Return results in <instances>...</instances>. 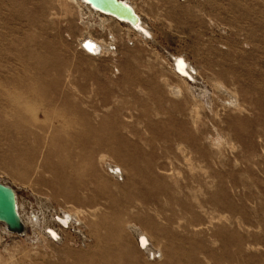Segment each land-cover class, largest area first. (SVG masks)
Returning <instances> with one entry per match:
<instances>
[{
	"label": "rangeland",
	"instance_id": "1",
	"mask_svg": "<svg viewBox=\"0 0 264 264\" xmlns=\"http://www.w3.org/2000/svg\"><path fill=\"white\" fill-rule=\"evenodd\" d=\"M121 1L143 14L145 38L115 20L110 36L85 29L69 0H0V117L18 121L0 125V181L23 215L44 219L40 233L2 234L0 264L95 257L98 245L76 222H57L75 209L93 233L109 231L106 246H118L125 263L264 264V0ZM89 33L108 53L82 51ZM178 56L189 62L186 85ZM35 91L57 110L31 114L33 132L25 106ZM70 104L90 129L101 122L102 152L93 135L88 148H72L78 139L49 131ZM22 129V140L2 134ZM106 246L103 258L114 259Z\"/></svg>",
	"mask_w": 264,
	"mask_h": 264
},
{
	"label": "bare ground",
	"instance_id": "2",
	"mask_svg": "<svg viewBox=\"0 0 264 264\" xmlns=\"http://www.w3.org/2000/svg\"><path fill=\"white\" fill-rule=\"evenodd\" d=\"M69 1H70L71 4L76 5V7L78 8L79 15H80V18H81V23L84 25L85 29H88L89 27L92 28L93 26H97L98 29L102 33L103 32L104 33L107 32V33H109V36H110V35H112V33H111V28L109 27V25H110V23H111L112 20H115L117 23L126 25L127 26V29L129 31H131L133 33H136V35H138L141 38H145L148 34H150L149 31H148L149 30L148 29V26L146 25V23L144 22V20L142 18V15L143 14L141 15L137 11L135 5L132 4V3H130V2H128V1H126L124 3L125 4H128L134 10L135 14L139 18V22L135 26L131 25L130 23H128L126 21L119 20V19H117L116 17H114L112 15H108V14L102 13L101 11H99V10L91 7L88 3H85L83 0H69ZM93 17H94V19H96V21L94 23H92L93 22V20H92ZM86 19H90L89 22H87ZM86 36L87 37H83L82 39L79 40V45H80L81 49H82V42L85 39H90L91 41H93V46H92V49L90 50L91 53H94V54H96V53L98 54V52L101 53V54L108 53V49H109V44L108 43H106L102 39H98V38L96 39V38H94L90 33L88 35H86ZM82 51H83V49H82ZM110 51H112V50H110ZM84 53H87V52L84 51ZM91 53H87V54L90 55V56H94ZM99 55H97V56H99ZM178 59H180V60H178ZM173 63H175V64L177 63L176 66H175V70L178 69L179 73L182 74V75H179L177 73L179 75V76L177 75L178 76V79H180L182 81V83L185 84V85L187 84L186 79H188L189 81L192 82V79L188 75H185V74H188L189 73L188 72V70H189L188 68H190L189 65H188L189 62H187L185 59L181 58V56L180 57L178 56L177 58H175V61H173ZM189 71H191V70H189ZM190 73H192V72H190ZM194 76H195V74H194ZM176 92H178V89H177ZM28 95L30 97H28V100H27V103H26V106H25L27 112L26 111L25 112H26V114L28 113V116L29 117H31V114H34L36 112V110L39 111L41 105H45L44 112H46L47 114H49V113H51V112H53L55 110L54 105L57 104V101L56 100L51 99V98L49 100H46V101H42L40 99L37 100L38 95H37V92L36 91L33 92V93L32 92H29ZM62 104H66V102H63L62 101L61 102V105ZM70 107H71V104H70L69 108L66 111L67 112V115H62V114H60V115L58 114L57 115L56 114L57 116L56 115L54 116L55 120H54L53 125L49 126V131L51 133H53L54 135L56 134V135H60V136H68V135L71 134L73 137H75L76 139H78L76 141H73L72 143H68V145L70 147H72V148L73 147L74 148L75 147H81V148H85L86 147V148H88L89 143L92 142V140H89L88 137L91 136V135H93V136H95V137L98 138L95 141V144H96V147H97L96 150L98 152H102V150L104 149L105 145H104V140L102 139L103 138L104 131H102L100 128H98V126H99V124H101V122L97 121L96 122L97 125H95L96 128L95 129H90L91 128L90 127L91 126V123L89 122V119L90 118H82V117H79L78 118L76 116L71 115L70 114L71 113ZM44 117H46V115ZM44 119L46 120V118H44ZM29 120L32 121L31 124L33 125V128L31 130L33 132H36L38 130V128H39L37 126V124H36L37 123V120L35 119L34 116L31 117ZM7 124H9L10 126H18V121L16 120V117H11V118L10 117L9 118L8 117L7 118L0 117V125H7ZM41 124H42V122H41ZM34 127L36 129H34ZM22 130L23 131L21 133L19 132V130H16L15 131L16 133H13L12 131H10V132H8L6 134L5 131H3L2 134L3 135H7V136L9 134V137L12 136L13 139H15V137L18 136L17 139L22 140V137H20V135H24L25 134L24 133L25 130L24 129H22ZM27 132H29V131H27ZM0 135H1V133H0ZM12 142H13L12 143L13 147H16L17 148V144L18 143L17 142H14V141H12ZM63 147L67 148V143H64L63 144ZM30 158H31V156L27 157V159H30ZM100 160L101 161H104V158H102V156H101V159ZM5 162H8L9 164L14 165L15 168L20 167V164H21L18 160H16L13 157H11L10 159L8 157V160L4 161L3 163H5ZM114 167H113V169H114ZM44 169H46V167H44ZM57 170H59V171H57L58 175H61V178H62V172L60 171L61 169L58 168ZM116 170L117 169L114 170V172H116L115 175H117V172L122 171V170H120V171H116ZM111 171H113V170L111 169ZM122 172H121V175H122ZM17 198H18V195H17ZM70 198H72V197L70 196ZM18 212H19L20 218H21L24 226L26 227V229L28 227H31L32 230L34 231V234H36V233H38L40 231L41 226H42V220H44V219H40V217L36 213H31V214H28V215H23L21 213V210H20L19 202H18ZM58 218H60L62 220V222H63L62 224L60 222L58 223L59 225H61L62 228H70L72 225H74L73 222H76L75 224H76L78 230L80 231V233L84 236V239H86L88 241H94V243L96 245H98V247H97L98 250L95 252V257L92 256L90 259L85 260L84 261V264H130L129 262L125 263V262L121 261L120 259H117L116 258V257H119L120 256L119 255L120 248L118 246L111 245V246H109L107 248L106 245L108 244V238L107 237H108L109 231H106V232L102 233L101 236L98 234V232L96 230H93L94 233L92 232V230H91L92 227L89 226V224H88V221H87V218H86V213H84L82 211H77L75 209V210H71L70 213H68V215L66 214L64 216H59ZM46 222H49V221H46ZM43 225H45L44 227L46 228V231H47L46 232V235L48 236L49 239L55 240V239H57L59 237V233H58L57 230L49 227V225L47 223L46 224L44 223ZM131 227L128 226V228H131ZM2 234L13 235V234L9 233L6 230V228H5V226L3 224H2L1 230H0V238L2 237ZM35 236L36 235H34L32 237H28V239L36 240L35 239L36 238ZM138 236H139V233H138ZM141 236H139V237H141ZM145 237H142L141 240L140 239H136V243H137V246L139 247L140 250L146 252V249H147V241L150 240V239H147L148 237L147 238H145ZM105 246L107 248V251L108 252H111V254H112L111 256H113L114 259L111 260L109 257H107L105 259L103 258L102 253H105V251H103L102 249H104ZM157 255L158 254H156V256ZM153 256H155V253H154ZM159 256H161V255H158L157 258Z\"/></svg>",
	"mask_w": 264,
	"mask_h": 264
},
{
	"label": "water",
	"instance_id": "3",
	"mask_svg": "<svg viewBox=\"0 0 264 264\" xmlns=\"http://www.w3.org/2000/svg\"><path fill=\"white\" fill-rule=\"evenodd\" d=\"M88 3L91 7L101 11L102 13L112 15L119 20L126 21L131 25L135 26L139 22L138 16L135 14L134 10L124 1L121 0H83ZM93 41L90 39H85L82 42V48L91 53ZM94 56L99 55L91 53ZM180 60V59H178ZM177 64V63H176ZM175 64V66H176ZM179 75L178 69H176ZM57 221L61 224L63 223L60 218ZM65 221V220H64ZM0 223L3 224L6 230L18 236H24L26 233V227L24 226L19 212H18V198L16 191L10 185L2 183L0 181Z\"/></svg>",
	"mask_w": 264,
	"mask_h": 264
}]
</instances>
